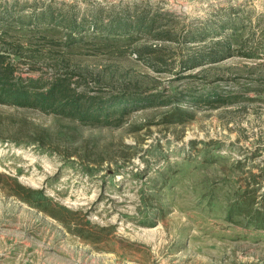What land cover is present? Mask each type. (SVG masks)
Listing matches in <instances>:
<instances>
[{
	"label": "rangeland",
	"instance_id": "obj_1",
	"mask_svg": "<svg viewBox=\"0 0 264 264\" xmlns=\"http://www.w3.org/2000/svg\"><path fill=\"white\" fill-rule=\"evenodd\" d=\"M122 11L152 33L92 26ZM0 59L126 108L0 103V264H264V0H0Z\"/></svg>",
	"mask_w": 264,
	"mask_h": 264
},
{
	"label": "trees",
	"instance_id": "obj_2",
	"mask_svg": "<svg viewBox=\"0 0 264 264\" xmlns=\"http://www.w3.org/2000/svg\"><path fill=\"white\" fill-rule=\"evenodd\" d=\"M55 17L54 10L48 8L40 15L35 16L33 20H40L42 23H51L55 26L69 27V36H72L74 32H80V25L76 24L75 20H69L68 24H64ZM96 17L92 22L95 29L116 33L129 30L152 33L155 22L154 18L148 19L146 14L130 15L124 11L117 12L112 18H108V21H104L102 15L99 17L96 15ZM2 65L4 64L0 59V66ZM4 66L3 71L0 70V103L11 102L36 107L73 120L91 119L97 123H108L107 117L111 113L123 115L126 112L125 102H123L125 98L115 96L105 100L98 98V96L88 95L86 92L72 88L70 82L63 76H57L52 80L43 82L42 84L46 85L43 90L33 92L34 86L41 80L30 78L27 83H23L20 78L14 80L8 66ZM136 99L138 98L131 97L129 101H136ZM235 211H238V214L246 215L247 219L255 223L264 225V192L262 193V209L255 206L249 210L245 205H242L237 207Z\"/></svg>",
	"mask_w": 264,
	"mask_h": 264
}]
</instances>
